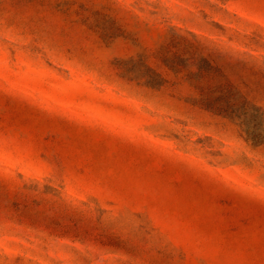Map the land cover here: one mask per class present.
<instances>
[{"label": "rangeland", "instance_id": "374dc122", "mask_svg": "<svg viewBox=\"0 0 264 264\" xmlns=\"http://www.w3.org/2000/svg\"><path fill=\"white\" fill-rule=\"evenodd\" d=\"M0 264H264V0H0Z\"/></svg>", "mask_w": 264, "mask_h": 264}, {"label": "trees", "instance_id": "16d2710c", "mask_svg": "<svg viewBox=\"0 0 264 264\" xmlns=\"http://www.w3.org/2000/svg\"><path fill=\"white\" fill-rule=\"evenodd\" d=\"M228 88L229 89H231V88H233V86L230 84V83H228ZM203 105L205 106V107H207V108H210V109H212V108H219V109H223L221 106H219L218 104H217V102H215V101H212L211 99H208V98H205L204 100H203Z\"/></svg>", "mask_w": 264, "mask_h": 264}]
</instances>
